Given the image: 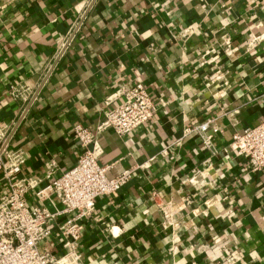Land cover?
Here are the masks:
<instances>
[{"label":"crops","instance_id":"crops-1","mask_svg":"<svg viewBox=\"0 0 264 264\" xmlns=\"http://www.w3.org/2000/svg\"><path fill=\"white\" fill-rule=\"evenodd\" d=\"M2 1L0 128L24 152L29 205L62 210L35 193L52 160V177L76 164L73 127L97 125L109 96L141 82L156 101L152 120L129 134H98L108 175L133 171L83 220L78 264H218L231 255L264 264V168L252 171L231 148L234 134L264 119V39L244 48L250 32L264 35V0ZM209 118L212 149L184 134ZM199 169L205 178L190 183ZM162 201L172 202V224ZM66 217L40 249L66 251L57 230Z\"/></svg>","mask_w":264,"mask_h":264},{"label":"built area","instance_id":"built-area-1","mask_svg":"<svg viewBox=\"0 0 264 264\" xmlns=\"http://www.w3.org/2000/svg\"><path fill=\"white\" fill-rule=\"evenodd\" d=\"M6 3L0 0V11ZM191 28H186L187 33ZM244 48L251 51L264 39V35L250 32ZM223 50H230L231 36H222ZM64 42L59 50L62 53ZM13 97L20 96L14 86L9 90ZM104 118L95 126L81 123L73 127V133L80 147L76 164L52 177L57 170L55 161L46 173L49 180L40 187L35 195L38 200L53 195L63 205L62 210L52 211L39 204L29 205L25 194L30 183L20 176L25 163L24 152L12 147L13 134L4 127L0 128V264H78L81 253L79 243L84 234L83 220L92 214L100 196L118 191L131 177V169H125L114 176H109L108 166L101 163L103 150L98 134L113 129L117 135L124 136L152 120L157 110L156 101L146 86L139 82L132 86L120 87L106 101ZM214 119L209 118L193 127L187 128L184 134L196 132L202 143L213 148L211 129ZM232 150L250 162L252 171L264 168V119L255 126H248L233 136ZM199 178H205L203 170H195L187 179L195 184ZM186 180V181H187ZM157 197V194H154ZM190 202V200H187ZM211 199L205 203L209 206ZM172 202H161L164 223H173L174 207ZM66 214L63 222L58 223L57 230L64 237L66 251L56 255L50 250L40 249V243L53 232V221ZM236 257L218 264H236Z\"/></svg>","mask_w":264,"mask_h":264}]
</instances>
